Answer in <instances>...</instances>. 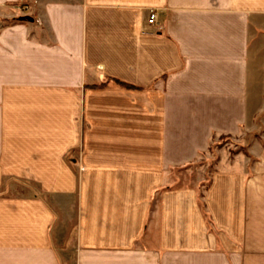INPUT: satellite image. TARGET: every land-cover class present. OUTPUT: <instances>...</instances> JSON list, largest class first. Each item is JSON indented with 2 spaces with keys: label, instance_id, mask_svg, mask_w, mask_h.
<instances>
[{
  "label": "crops",
  "instance_id": "obj_1",
  "mask_svg": "<svg viewBox=\"0 0 264 264\" xmlns=\"http://www.w3.org/2000/svg\"><path fill=\"white\" fill-rule=\"evenodd\" d=\"M0 264H264V0H0Z\"/></svg>",
  "mask_w": 264,
  "mask_h": 264
},
{
  "label": "rangeland",
  "instance_id": "obj_2",
  "mask_svg": "<svg viewBox=\"0 0 264 264\" xmlns=\"http://www.w3.org/2000/svg\"><path fill=\"white\" fill-rule=\"evenodd\" d=\"M245 150L246 149L244 147H241L240 144L231 142L230 140L220 139L218 142H215L213 145H211L208 155L204 156L199 164H196L192 167L191 170L193 176L191 177H193V179L189 182L198 180L201 177L203 181H201L197 190L200 193L203 190V188L206 187L208 184L209 177L211 173L214 171L215 162L219 158L218 153L220 151H224L226 155L230 156L237 152H246ZM5 191L6 194L8 195H21V194L27 195V194L36 193L37 189L36 187H32L28 185L25 186L16 182H10L8 183Z\"/></svg>",
  "mask_w": 264,
  "mask_h": 264
},
{
  "label": "built area",
  "instance_id": "obj_3",
  "mask_svg": "<svg viewBox=\"0 0 264 264\" xmlns=\"http://www.w3.org/2000/svg\"><path fill=\"white\" fill-rule=\"evenodd\" d=\"M156 22V15L154 13L150 14L149 18H148V24L150 26H153Z\"/></svg>",
  "mask_w": 264,
  "mask_h": 264
},
{
  "label": "trees",
  "instance_id": "obj_4",
  "mask_svg": "<svg viewBox=\"0 0 264 264\" xmlns=\"http://www.w3.org/2000/svg\"><path fill=\"white\" fill-rule=\"evenodd\" d=\"M114 83H115L117 86L122 87V88H130V86H128V85H126V84H124V83L118 82V81H114ZM105 85H106V83H102L99 87H103V86H105Z\"/></svg>",
  "mask_w": 264,
  "mask_h": 264
},
{
  "label": "water",
  "instance_id": "obj_5",
  "mask_svg": "<svg viewBox=\"0 0 264 264\" xmlns=\"http://www.w3.org/2000/svg\"><path fill=\"white\" fill-rule=\"evenodd\" d=\"M20 21H29V22H31L32 19L29 18V17H23V18H20Z\"/></svg>",
  "mask_w": 264,
  "mask_h": 264
}]
</instances>
